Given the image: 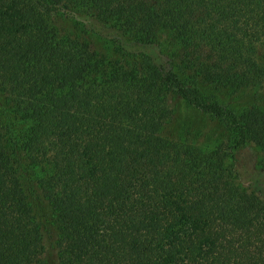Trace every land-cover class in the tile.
<instances>
[{"label": "trees", "instance_id": "16d2710c", "mask_svg": "<svg viewBox=\"0 0 264 264\" xmlns=\"http://www.w3.org/2000/svg\"><path fill=\"white\" fill-rule=\"evenodd\" d=\"M2 104L0 264H264V0H0Z\"/></svg>", "mask_w": 264, "mask_h": 264}, {"label": "rangeland", "instance_id": "374dc122", "mask_svg": "<svg viewBox=\"0 0 264 264\" xmlns=\"http://www.w3.org/2000/svg\"><path fill=\"white\" fill-rule=\"evenodd\" d=\"M57 21L59 22V24L61 25H65V26H71L74 21L73 20H69L68 18L64 17V16H58L56 17ZM7 109L5 108L4 104L1 105L0 108V112L2 111H6ZM3 114V112H2ZM185 120L187 122H189L190 124L196 126L197 128L201 129V128H217L216 124H214L210 119L206 118V116L201 115V114H196L194 112H190L187 115V118L185 117ZM252 154L250 153H242V157L244 159L247 158H251Z\"/></svg>", "mask_w": 264, "mask_h": 264}]
</instances>
